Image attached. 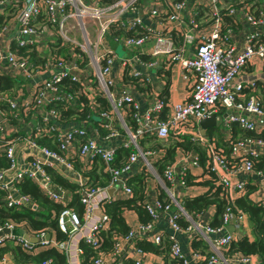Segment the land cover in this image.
<instances>
[{
  "label": "built area",
  "instance_id": "1",
  "mask_svg": "<svg viewBox=\"0 0 264 264\" xmlns=\"http://www.w3.org/2000/svg\"><path fill=\"white\" fill-rule=\"evenodd\" d=\"M186 1L188 0L170 2V7L165 12L166 15L164 14L163 23L168 22L172 25L170 29L165 27L167 32L165 35L151 28H146L145 31L141 30L138 35L119 37L122 40V45L127 49L138 48L149 37H153L150 55L167 54L169 60L176 61L179 66L193 71L194 78L190 85L188 100L184 103L172 104L170 116L161 118L160 110L163 107L161 101L154 99L142 110V108H138L136 103L132 102L130 96L120 95L115 98L112 95L114 81L110 77V72L113 56H109L105 51L100 52V48L97 47L112 24L123 26L124 23H127V20H123L121 15L134 9L140 0H111L107 3H103L101 0H0V11L8 3H13V7H16L14 13L11 14L14 18L4 19L0 26L1 39L8 35V32L15 26L17 31L16 46L23 48L31 43L30 38L34 34L52 28L55 35L64 42L67 41L79 47H72L73 50L66 57L62 55V57H54L52 61L53 72H50L51 74L46 79L34 82L28 98H24L20 102L18 94L8 96L0 93V102L5 103L9 111H18L20 108L32 104L38 115L39 121H35L32 132L27 137L23 136L25 137L24 143L32 146L38 153V158H32L29 163L30 168L24 176L31 180L49 201L60 206L56 225L58 231L66 234L67 237L63 241L56 242L47 231L29 234L25 232L28 231L26 224H17L8 220L0 226V247L7 242H12L13 245L19 246L26 252H32V254L53 249L63 256L64 264H81L82 250L79 243H84L96 251V255L89 259V264H127L126 261H130L131 264H140L138 259H133V256H140L143 251L135 246V242L147 241L146 243L153 246H159L165 238L169 244L167 258L173 264H188L174 236V234L189 230L191 226L188 225L182 229L176 220L182 218L190 222L189 217L180 207H177L175 211L170 208L171 204L176 205L173 193L168 188L169 185L173 184L174 176H176L173 165L166 166L160 176L155 175V179L159 181L157 183L167 197L168 204L166 202L162 205L157 199L153 201L152 206L144 202L143 208L149 217V221L130 224L127 226L125 235H113L112 248L106 253L100 251L102 239L99 236V233L107 230L109 226V218L103 212V205L115 199L132 198L133 192L127 184L130 177L128 178L127 174L134 167L137 159L142 161L145 170L150 171L151 174L155 173V171H151L152 164L148 160L150 159L151 163H155L159 158L158 153L151 150L140 151L137 141L150 135L158 141H164L170 134L179 135V133H183L190 140L204 146V158L202 164L192 158L188 164L180 166L177 175L179 177L178 185L186 189L183 177L187 169H205L212 173L216 184L221 187L226 199V208L220 215V225L215 228L209 227V225L204 227L206 233L214 235L212 245L217 253L216 256L210 254L207 259L201 258L202 264H259L258 259L254 256H244L235 252L226 253L230 243L238 239L233 237V231L231 233L225 231V227L231 226L232 229H235L245 221L246 216L236 210L233 205V198L244 194L245 181H238L236 178L238 174H253L252 163L247 158L263 155L264 150V141L256 136L229 140L231 135L230 124L233 122L242 131L259 133L263 128L264 101L259 103L254 93L250 92L243 96L241 91L253 87L254 83L257 82L258 77L252 71H246L252 59L264 60V0H251L254 1L253 4L250 3V0H225L227 4L224 7L218 4L219 0H193L195 4L209 11L212 20L210 32L199 37L194 35L196 24L193 17L186 19L187 24L185 26L183 18L178 14ZM149 14L159 16L160 11L158 8L152 7ZM38 15H43L44 20L41 26L36 28L31 22ZM226 18L230 20V24L236 21L242 23L244 36L239 51H235L231 46H222L217 41L220 39L221 21ZM128 20L133 22V25L127 23L128 25L140 26L139 19L130 18ZM66 25L69 26L71 33L74 31L86 38L89 44L88 46L84 44L86 47L85 54L82 50L83 44L77 43L80 40H76L74 37L69 39L63 34L62 30ZM86 25L94 33L91 41L87 38ZM227 29L225 30L228 32L230 29ZM171 30L178 32L181 37L180 45H174L168 35ZM186 45L192 48L191 57L184 55ZM14 53L10 47L0 48V62H4L10 71L19 72L23 77H30L34 72V67L27 63L25 55L16 58ZM126 59L128 60L126 67L129 68L138 62L136 56H130ZM145 65L152 66L153 63L148 62ZM134 74L137 76L138 72H134ZM64 78L75 81L79 85L77 93L80 92L86 96V106L93 113V120L97 123V129L95 128L94 133H100V129L103 131L102 135L99 134L100 141L91 137L89 131L92 128L89 129L85 124L86 122L89 124L90 118L80 121L75 119L61 125L58 113L49 106L56 101H62L71 106H79L76 100L77 94L73 96L66 91L62 92L57 86V83ZM97 95H100L108 104L107 110H103L96 101L95 96ZM110 103L113 108L122 104L127 107L125 113L128 122L126 124L114 126ZM220 111H226L222 115L221 131L225 130L224 140H229L230 143L228 157L233 161L230 164L224 156L217 152L213 143L209 142L204 134L198 132L196 127L199 120L210 116L212 113L216 116V113ZM5 124L6 116L0 111V138L5 133ZM117 128L124 131L127 140L116 143L113 148V141L119 135ZM47 130L52 132L51 138L59 153L49 151L45 146H39L31 139V136H36L39 132ZM83 137H85L84 141L78 140ZM15 140L13 138L7 140L2 151L4 157L10 162V168L14 165L13 144L16 142ZM75 145H78L76 149L74 148ZM118 145H122V148L132 146L135 152L128 155L124 163L116 168L112 166V163L114 150ZM77 158L83 163L84 171L89 170L93 163H100V160L103 165L100 173L104 177L107 176V181L105 180L104 184L98 185L93 183L89 177L85 179L75 175L74 184L78 187L76 195L82 210L79 215L68 208L69 202L65 196L66 191L55 188L43 170V167L50 169L56 165L66 171H71L73 160ZM4 172L6 171H0V191L6 190V185L2 184ZM258 174L260 175V173ZM16 176L13 183L22 174H16ZM261 187L263 196H250V199L253 203H260L264 207V179ZM108 191H111V194ZM113 196L115 197L112 199ZM31 201V198L27 196H18L15 200L9 195L5 196V203L8 208L23 207L34 210L35 206L31 204ZM29 203L30 207H28ZM155 209L165 213L164 224L166 230L169 229V233L165 229L158 228L159 215ZM16 229H22L27 235V239L22 236H13L11 232ZM3 230L6 233H3ZM47 234L49 235L48 239H46ZM28 239H32L34 242ZM126 245H130L132 251L125 249ZM124 259L125 261H123ZM40 264L53 263L47 259Z\"/></svg>",
  "mask_w": 264,
  "mask_h": 264
},
{
  "label": "crops",
  "instance_id": "2",
  "mask_svg": "<svg viewBox=\"0 0 264 264\" xmlns=\"http://www.w3.org/2000/svg\"><path fill=\"white\" fill-rule=\"evenodd\" d=\"M174 0H140V2L137 3L136 7L134 9L129 10L128 12L121 15V18L123 20H127V23H130L133 25V22L128 20L130 18H137L140 21V26H130L127 23H124L123 26L119 24H112L110 26V29L108 32H106L103 37L101 38L100 42L97 44V47L100 48V52L105 51L109 54V56H113V63L112 68L110 72V77L112 81H114V86L112 88V95L116 98L120 95H128L131 97L132 102L136 103L139 109L142 108V110L148 105L149 102L152 100L161 101L163 104V107L160 110V117L167 118L170 116L171 113V105L172 104H180L184 103L188 100V96L190 93V85L194 78V73L190 69H185L181 65L175 61L169 60V56L167 54H158L155 56H152L149 54L151 46L153 44V37H149L140 47L138 48H132L127 49L122 45L121 38L125 37V32L127 33H133V35H138V33L142 31H145L146 28H151L152 30L159 31L161 34L165 35L167 32L166 29H170V26L172 24H169L168 22L163 23L165 12L170 7V2ZM251 1V0H250ZM251 4L254 3V1L250 2ZM218 4L221 7L226 6L225 0H219ZM263 4V2H261ZM158 8L160 11L159 16H151L149 14L151 8ZM12 11L10 12V10ZM9 11L4 10L0 13V24L4 21V19H13L14 17L11 15L14 13L16 7L11 8ZM165 14V15H164ZM178 14L180 17L183 18L185 26L187 24L186 19L189 17H193V20L196 24V32L194 33L195 37H199L203 34H208L211 30L210 22L212 23V20L209 15V11L205 8H203L200 5L195 4L193 0H188L185 2L184 6L181 10L178 11ZM9 15V16H8ZM11 15V16H10ZM44 19V18H43ZM43 19H36L33 18V24L36 28H39L41 24L43 23ZM37 20V21H36ZM232 20V19H231ZM14 22V20H13ZM226 28L230 29L228 32L225 30ZM132 30V31H130ZM63 34L65 36H70V38L74 37L75 33L74 31L71 33L69 30V26L66 25L63 28ZM243 27L242 23L240 21L231 22L230 20L222 19L221 21V30H220V39H217L218 43L222 46L226 47H232L235 51H239L243 44ZM17 34L16 27L13 26L12 29L8 32V35H5L0 38V48L5 49L6 47H10V49L19 51H24L25 56L27 59V63L32 65L34 67V72L30 77H23L20 75L19 72L15 73L10 71L6 64L4 62H0V75H6L9 76L11 79L15 80V84L13 87H11L9 90L14 91V89L19 88L21 95L19 96L20 102L24 98H28L32 89V85L34 82L42 81L49 77L51 74L50 72H53V66L52 61L54 60V57L57 55L55 53L61 52L60 55L63 57L67 56L68 53L73 50L72 46L66 45L63 41H60L58 37L55 36V32L52 28H50L48 31L45 32H39L34 34L30 39L31 43L27 46H24L23 48H18L16 46L15 42V36ZM168 35L172 39L175 46L180 45L181 43V37L179 36L178 32L171 30L169 31ZM193 35V36H194ZM8 36V37H7ZM122 36V37H121ZM119 37H121L119 39ZM76 39V38H74ZM64 43V44H63ZM55 44L57 46H55ZM63 46V47H62ZM60 47V48H59ZM98 48V49H99ZM55 49V51H54ZM192 48H189L188 45H186V48L184 50V55L187 57L192 56ZM130 56H136L138 59V62L134 63L132 68L126 67L128 60L126 58ZM123 61V64H121ZM148 62H152V66H146L145 64ZM124 68L122 69V67ZM246 71H252L254 75L258 77L257 83L262 85V88L264 90V60H260L258 58H253L250 65L246 68ZM134 72H138V75L136 76ZM123 75V77H122ZM124 79V80H123ZM259 89L261 87H258ZM255 94V93H254ZM259 100V103H262L263 98L261 95L255 94ZM107 107L108 104H107ZM110 107L112 109V119L114 126H121L122 124H126L128 122V117L126 115V106L125 105H119L115 108L112 107L110 103ZM0 111L3 112L6 116L7 110L6 105L3 102H0ZM18 114V112L15 110L12 113ZM226 111H220L216 113L215 116L216 122L215 126L218 131L222 129V115L225 114ZM32 114V113H31ZM8 119L6 120V127L4 130V134L2 135V138H7L9 140L7 134L13 133L16 130L11 129V124L17 126V137L16 142L13 144V154H14V165L12 168H9L6 172H4L3 175V182L2 184L6 185L5 193L9 195L12 199H17L18 196H22L16 186L13 183V180L17 177L16 174H22L24 175L29 170V163L31 162L33 157L38 158V153L32 148V146L27 145L24 143L25 137L28 136L29 133L32 132V128L35 125V121L33 118H35V115H31L33 118L29 119V122L27 125L22 124L19 122L16 118H13L15 116H10V112H8ZM85 123L89 129L92 128V130L89 131L91 134V137L99 140V134L100 133H94L95 128L97 129V125L92 123V120H89ZM198 132L200 131V127L198 126V123L196 125ZM119 131V135L117 136V139L113 141V148L116 143L126 141L127 137L125 136V133L122 129L117 128ZM209 128L205 129V132ZM214 132H216L214 130ZM200 133V132H199ZM230 134L231 137L233 135V139L241 138L243 132L242 131H231L230 128ZM102 135V134H100ZM224 135L225 130L223 129V132L221 131L220 136L218 138L222 141H224ZM171 136L175 135H169L167 138H169L168 142L172 141ZM186 137V134L179 133L178 137ZM150 137V136H149ZM176 137V136H175ZM188 137V136H187ZM143 144L137 143L138 149L142 152L151 150L154 152H157L159 155V158L156 160L155 163H151V160L149 159V163L151 165V171H155L154 174H151L150 171L145 170L142 161L140 159H137V162L135 163L134 167L131 169V171L127 174L128 180L127 184L131 188L133 195V198H136L138 196L141 197L142 202H146L153 205V201L156 199V192L158 189H161V186L158 184L159 181L155 179V175H159L158 173V163L163 158L164 150L167 148V144L164 141H158L154 138V140L149 141L147 138L146 140L143 139ZM155 143H162L164 145L163 148H155L156 145H153ZM104 146V144H103ZM1 149V148H0ZM126 150H130L128 155L134 153V149L132 146L130 148H123ZM264 154V150H263ZM193 153H186L183 152L180 149H176L173 151V153L169 154V157H167L166 161H170L171 165L174 167V172L176 176H174V182L173 184L169 185V190L173 193V198L175 200V204H172L171 210L175 211L177 210V207H180V203L188 198V197H194L196 195H200L203 193L206 189L199 187V186H193L190 188H182L178 185V179L177 177L180 166H185L189 163V161L194 158ZM128 157V156H127ZM127 157L121 161V159H118L115 157L114 152V159L112 166L120 167L124 161L127 159ZM204 158V156H203ZM117 160V161H116ZM100 163H93L89 170L91 171L90 179L93 183H96L98 185L104 184L105 180L107 181V176L105 177L100 173V169L102 168V162L99 160ZM117 164V165H116ZM167 164V162H166ZM73 169L70 171H66L62 167L51 165L50 168L53 172H55L57 175L62 177L64 180H66L70 184L75 183V175H78L79 177L85 178L82 174L84 173L83 169V163L80 162V160L77 158L76 162L72 164ZM88 168V166H86ZM88 170V171H89ZM164 170V169H163ZM189 171H186L185 173L192 174L191 181L194 183H198L199 181L203 180V178H198L197 175L199 174L201 169H187ZM260 173V175L258 174ZM160 176V175H159ZM196 177V178H194ZM86 179V178H85ZM238 181H245L254 191L251 194V197H261L263 196V189H262V182L264 179V165L262 166L261 171H254L253 174L249 175H237L236 178ZM206 180V179H204ZM189 179V182H191ZM158 182V183H157ZM50 183L60 190L66 191V198L68 202L72 200L73 193L70 191L63 189L56 184H54L51 180ZM75 185V184H74ZM52 188V187H51ZM115 196L112 197V199ZM32 200V199H31ZM31 204L35 206V209H37L36 204L31 201ZM28 207H30V203L28 204ZM29 210H32L29 208ZM33 211V210H32ZM155 212L157 215H159L158 220V228L159 229H165V213L162 212V210L155 209ZM214 215V208L210 207L206 210L199 213L197 216L191 218L190 216V222H188V225L191 226L189 230L180 232L179 234H174L175 238L177 239L180 250L182 255L187 259L188 264H202L201 258H203V255L205 256L206 253H210L212 255L216 256L217 251L214 249L212 242L214 239V235L208 234L204 231V227L206 225H209L213 220ZM122 218L124 220V223L126 226H129L130 224H134L137 221V216L132 211H123L122 212ZM231 226H229L228 229ZM21 230L22 229H16ZM168 233L170 232L169 229L166 230ZM233 231V237L235 239H239L241 237L247 238L249 242L253 240L250 232V227L247 221V218L245 221L239 226L238 228L232 229ZM29 234V228L28 231ZM52 236L50 232H47ZM25 234V233H24ZM14 236V235H13ZM20 237V236H17ZM166 239L163 238L161 245L159 246L158 253H152L143 251L142 255H134L133 259H138L140 264H171V261L167 258L168 254V247L163 250L164 241ZM147 241H144V243ZM164 242V243H163ZM195 243V248L192 247V244ZM125 249H130V245H126ZM161 251V252H159ZM219 256V255H217ZM219 260V259H218ZM125 261V259L123 260ZM220 261V260H219ZM127 264H131L130 261H126ZM125 263V262H124ZM0 264H26V263H20L16 262L14 259V256L10 253H5L3 258L0 260ZM219 264V263H217Z\"/></svg>",
  "mask_w": 264,
  "mask_h": 264
},
{
  "label": "trees",
  "instance_id": "3",
  "mask_svg": "<svg viewBox=\"0 0 264 264\" xmlns=\"http://www.w3.org/2000/svg\"><path fill=\"white\" fill-rule=\"evenodd\" d=\"M111 0H101V2H110ZM19 4V3H18ZM20 5V4H19ZM18 7V6H17ZM43 15H38L36 19H43ZM44 20V19H43ZM37 21V20H36ZM33 24V22H31ZM1 26V24H0ZM132 31V30H130ZM125 36H133V33L125 32ZM17 52L16 50H13ZM21 56L25 55V52L19 51ZM15 84V80L11 79L9 76L0 75V93L5 95H21L19 88L14 89V91H10L9 89L13 87ZM57 86L62 90V92L66 91L70 95L77 94L76 100L79 103V106H71L65 104L62 101H56L54 103L49 104V106L53 107L54 110L59 115V122L61 125H64L67 121L71 120H85L90 118L93 120L94 116H92V112L89 107L86 106L87 98L80 92H78L79 85L75 81L68 80L64 78L62 81L57 83ZM258 87H261L260 89ZM255 93L257 95H261L264 101V90L262 85L259 83H254L253 87L245 88L241 91V94L245 96L248 93ZM96 101L99 103L103 110H107V104L104 99L97 95L95 96ZM5 104V103H4ZM6 105V104H5ZM7 107V106H6ZM8 110V108H7ZM33 105L29 104L28 106H24L20 108L16 114L15 112H10V116H15L19 122L22 124L27 125L29 119L33 118L31 115H35L34 121H39L38 115L34 110ZM8 112H6V120L8 119ZM32 113V114H31ZM31 117V118H30ZM97 125L96 121L93 120L92 123ZM40 124V122H39ZM10 127L13 130L17 131V126L11 124ZM6 127V125H5ZM262 130L259 133H253L250 131H242L240 130L236 123L233 122L230 124L231 131H242L243 137H258L264 141V124L262 125ZM214 130L216 132H214ZM14 131L13 133L7 134L8 138H13L14 140L17 137V132ZM100 134L103 132L101 129L99 130ZM33 134V133H32ZM221 130L218 131L216 127H211L205 132V138L208 139L209 142L213 143L218 153L224 156L225 160L230 164L233 161L228 157L229 152V140H234L233 135L229 140H220L218 136H220ZM52 132L51 131H41L36 136H31V139L34 141L35 144L39 146H45V148L49 151L57 152L56 144L51 138ZM176 136V137H175ZM171 136L172 141L168 142L169 138L165 140L167 144V148L164 150V145L162 143H155V148H163L164 155L163 158L158 163V173L161 175L163 169L166 166H170L171 159L166 161L169 154L173 153L176 149H180L183 152L188 154L193 153V157L197 160L198 163L202 164L203 156H204V146L202 144H197L196 142L190 140L189 137H178V135ZM149 141L154 140V136H144L143 138L137 141L138 145L143 144V139ZM7 138H0V171H7L10 168V162L4 157L2 151L4 150L5 142ZM78 140H85V137L78 139ZM162 142V141H161ZM78 145H75L74 148L76 149ZM130 150H126L122 148V145L116 146L114 152L115 157L121 159L123 161L129 153ZM116 160V161H117ZM247 160L252 163V170L253 171H261L262 166L264 165V154L259 155L257 157H248ZM76 162V159L73 160ZM167 162V164H166ZM117 165V164H116ZM118 168V165L116 166ZM201 169V168H200ZM44 172L49 177V179L56 184L57 186L70 191L71 193L74 192L72 200L68 204V208H71L75 211L78 215L82 212L81 206L78 203V197L76 195V190L78 187L74 184L68 183L62 177L57 175L51 169L47 167H43ZM189 171V170H187ZM91 171L86 170L82 174L85 178H90ZM198 178H203V180L199 181L198 183H194L191 181L192 174L188 172L183 177L185 182V187L190 188L193 186H199L205 188L206 190L201 193L200 195H196L194 197H188L184 199L181 203V210H183L188 216L191 218L197 216L202 211L206 210L207 208L213 207L214 208V215L213 220L209 224V227L215 228L220 225V215L223 213L224 209L226 208V199L221 190V187L216 184L215 178L212 173L206 171L205 169H201L199 174L197 175ZM196 178V177H194ZM189 179L191 182H189ZM206 179V180H204ZM14 185L16 186L18 192L22 196H27L32 199V201L36 204V210H29L27 208L18 207V208H8L5 203V196L7 195L5 191H0V226L11 220L17 224L24 223L29 228L30 233L34 232H41L47 231L52 234L53 239L56 242L63 241L66 239L67 235L58 231L56 225V217L58 212L60 211V206L54 204L53 202L49 201L45 195H43L39 189L34 185V183L27 179L26 176L22 175L18 180L15 181ZM102 185V184H101ZM167 187V184H165ZM253 189L245 182L244 184V194L242 196H238L233 198V205L235 206L236 210H239L243 213L248 221L250 232L253 240L249 242L247 238L241 237L238 240L231 242L227 254L231 253H239L244 256H254L258 259L259 264H264V207L260 205V203H253L250 199L251 194L253 193ZM156 199L161 202L163 205L167 202V197L163 191V189H158L156 192ZM143 203L141 201V197L138 196L136 198L131 199H115L113 201H109L103 205V212L109 218V226L108 229L99 233L100 238L102 239V243L100 244V251L101 252H108L112 248V237L113 235H125L127 231V226L124 223L122 218L123 211H132L137 216V221L139 223H146L149 221V217L147 216L146 212L143 208ZM168 204V202L166 203ZM172 205V204H171ZM170 205V208L172 207ZM177 224L182 228L185 229L188 226V222L183 220L182 218L176 220ZM165 242V243H164ZM163 243V250L169 247L168 241L165 240ZM79 246L82 250L81 256V264H89V259L93 258L96 255V251L93 250L90 246L85 245L84 243H79ZM135 246L142 251L158 253L159 246H153L149 243H144V241H136ZM192 247L195 248V243L192 244ZM161 252V251H159ZM5 253H10L14 256L16 262L26 263V264H40L47 259H50L53 264H64V258L61 254L57 253L53 249H46L36 254H32V252H26L22 250L19 246L13 245L12 242L5 243L4 246L0 247V260L3 258ZM225 254V253H224ZM225 254V255H227ZM210 253H206L203 255L204 259L209 257ZM171 264H173L171 262Z\"/></svg>",
  "mask_w": 264,
  "mask_h": 264
},
{
  "label": "rangeland",
  "instance_id": "4",
  "mask_svg": "<svg viewBox=\"0 0 264 264\" xmlns=\"http://www.w3.org/2000/svg\"><path fill=\"white\" fill-rule=\"evenodd\" d=\"M89 1V0H88ZM11 8H13V3H8L4 8H2V10H1V12H3L4 10H7V11H9ZM12 11V9L10 10V12ZM67 11V10H66ZM65 11V12H66ZM9 16V15H8ZM71 20V19H70ZM69 23H72V22H69ZM85 28H86V30H87V38L89 39V41H91L92 40V38H93V36H94V33H93V30L92 29H90V27H88V25H86L85 26ZM56 36V35H55ZM57 37V36H56ZM79 37H80V39H79ZM59 38V40L60 41H63L60 37H58ZM67 38H69L70 39V36H67ZM74 38H76V40H80L79 42H77V43H79L80 45H82L83 46V52H84V54L86 53V47L84 46V44L86 45L87 44V46H88V42L86 41V38L84 37V36H81L80 35V33L79 34H74ZM83 39V40H82ZM64 42V41H63ZM66 45H70V46H72V47H75V46H77L78 47V45H76V44H74V45H72L71 43H69V42H67V41H65L64 42ZM63 43V44H64ZM55 46H57L56 44H55ZM63 47V46H62ZM60 48V47H59ZM79 48V47H78ZM54 51H55V49H54ZM56 55H57V57L59 56V57H62L60 54H61V52H59V53H55ZM68 55H69V53H68ZM14 56L16 57V58H19V57H21V54H19V52H15L14 53Z\"/></svg>",
  "mask_w": 264,
  "mask_h": 264
},
{
  "label": "water",
  "instance_id": "5",
  "mask_svg": "<svg viewBox=\"0 0 264 264\" xmlns=\"http://www.w3.org/2000/svg\"><path fill=\"white\" fill-rule=\"evenodd\" d=\"M215 122H216V119H215V114L214 113L210 114V116H208L206 118H203V119L199 120L198 126L200 127V131H199L200 134L203 135L205 129L214 127L215 126ZM108 193L111 194V191H108ZM228 228H229V226H226L225 227V231H227L228 233H231L232 227H230L231 229H228ZM3 233H6V231L3 230ZM11 234H13L15 236H22V237L27 239V235L24 234V232L21 231V230H14V231L11 232ZM48 238H49V235L47 234L46 235V239H48ZM28 240L31 241V242H34L32 239H28Z\"/></svg>",
  "mask_w": 264,
  "mask_h": 264
}]
</instances>
